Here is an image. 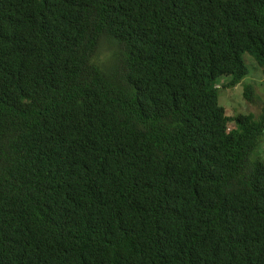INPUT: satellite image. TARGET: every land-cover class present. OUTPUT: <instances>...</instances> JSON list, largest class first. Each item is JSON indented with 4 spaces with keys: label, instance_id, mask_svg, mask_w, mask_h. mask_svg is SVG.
<instances>
[{
    "label": "trees",
    "instance_id": "16d2710c",
    "mask_svg": "<svg viewBox=\"0 0 264 264\" xmlns=\"http://www.w3.org/2000/svg\"><path fill=\"white\" fill-rule=\"evenodd\" d=\"M245 54L264 0H0V264H264Z\"/></svg>",
    "mask_w": 264,
    "mask_h": 264
},
{
    "label": "rangeland",
    "instance_id": "374dc122",
    "mask_svg": "<svg viewBox=\"0 0 264 264\" xmlns=\"http://www.w3.org/2000/svg\"><path fill=\"white\" fill-rule=\"evenodd\" d=\"M245 64L249 68V74L244 80L235 87H222L223 82L220 83V104L225 106L231 115L236 114H252L259 116L264 108V72L257 61L249 54L244 55ZM246 84H253L255 86L256 94L259 99L248 100L244 95ZM255 155L264 157V135Z\"/></svg>",
    "mask_w": 264,
    "mask_h": 264
}]
</instances>
